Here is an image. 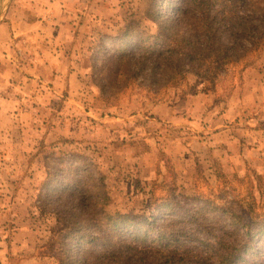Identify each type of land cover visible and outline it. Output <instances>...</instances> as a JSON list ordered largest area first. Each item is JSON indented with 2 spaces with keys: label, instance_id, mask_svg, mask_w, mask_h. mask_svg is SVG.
<instances>
[{
  "label": "rangeland",
  "instance_id": "rangeland-1",
  "mask_svg": "<svg viewBox=\"0 0 264 264\" xmlns=\"http://www.w3.org/2000/svg\"><path fill=\"white\" fill-rule=\"evenodd\" d=\"M41 3L15 6L31 15ZM153 5L42 4L50 10L43 37L51 47L44 51L58 60L45 64L41 80H26L13 126L9 118L0 123V250L8 252L0 264H57L60 240L51 230L60 225L50 203L59 201L50 181L84 190L96 183L112 214L182 217L193 208L208 222L238 223L234 212L264 221V45L237 63H206L200 74L160 90L135 82L112 100L101 95L93 65H101L103 50L119 47L117 33L128 21H140ZM142 26L151 33L154 24ZM249 250L243 264L264 260V234Z\"/></svg>",
  "mask_w": 264,
  "mask_h": 264
},
{
  "label": "trees",
  "instance_id": "trees-1",
  "mask_svg": "<svg viewBox=\"0 0 264 264\" xmlns=\"http://www.w3.org/2000/svg\"><path fill=\"white\" fill-rule=\"evenodd\" d=\"M250 1L154 0L148 15L133 17L117 33L119 47L103 50L101 65H93L101 95L112 100L135 82L160 90L189 72L200 74L206 63L221 67L246 58L264 45V0H255V8ZM145 20L154 24L151 33ZM93 185L49 182L59 201L50 203L60 225L51 230L60 240L57 264H243L252 239L264 234V221L256 223L252 210L247 217L234 212L235 224L200 220L202 211L193 208L182 217L112 214L107 193Z\"/></svg>",
  "mask_w": 264,
  "mask_h": 264
},
{
  "label": "crops",
  "instance_id": "crops-1",
  "mask_svg": "<svg viewBox=\"0 0 264 264\" xmlns=\"http://www.w3.org/2000/svg\"><path fill=\"white\" fill-rule=\"evenodd\" d=\"M36 1L42 2L41 7L32 9L30 15L15 6L23 0H0V123L9 118L11 126L14 101H19L26 80H41L45 76V64L48 63L49 68L58 60L53 53L44 51L51 47L43 37L49 25L44 15L50 10L42 8V4L49 0ZM3 251L6 256L7 249L0 250V254Z\"/></svg>",
  "mask_w": 264,
  "mask_h": 264
}]
</instances>
